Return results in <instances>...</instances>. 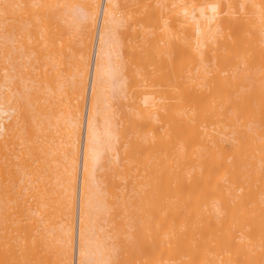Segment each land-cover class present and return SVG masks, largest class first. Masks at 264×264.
Returning a JSON list of instances; mask_svg holds the SVG:
<instances>
[{
	"label": "bare ground",
	"instance_id": "6f19581e",
	"mask_svg": "<svg viewBox=\"0 0 264 264\" xmlns=\"http://www.w3.org/2000/svg\"><path fill=\"white\" fill-rule=\"evenodd\" d=\"M127 1L0 0V264H264V0Z\"/></svg>",
	"mask_w": 264,
	"mask_h": 264
},
{
	"label": "rangeland",
	"instance_id": "374dc122",
	"mask_svg": "<svg viewBox=\"0 0 264 264\" xmlns=\"http://www.w3.org/2000/svg\"><path fill=\"white\" fill-rule=\"evenodd\" d=\"M128 1H129V0H128ZM128 1H127V2H128ZM130 1H131V0H130ZM130 1H129V5H131L132 9H133V7H135L136 5H140L139 3L137 4V2H135V0H133V1H134L136 4H134L133 1H132V2H130ZM137 1H138V0H137ZM150 1L153 3L152 6L154 7V6H155V4H154V3H155V0H154V1H153V0H150ZM150 4H151V3H150ZM135 8H136V7H135ZM154 8H155V7H154ZM77 10H79V9H77ZM133 10H135V9H133ZM79 11H80V10H79ZM79 11H78V16H79ZM80 14L82 15V11H80ZM79 17H80V16H79ZM152 45L155 46V42H153Z\"/></svg>",
	"mask_w": 264,
	"mask_h": 264
}]
</instances>
